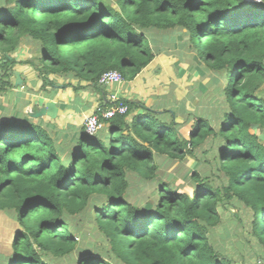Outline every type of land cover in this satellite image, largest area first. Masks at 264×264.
<instances>
[{"label":"trees","instance_id":"1","mask_svg":"<svg viewBox=\"0 0 264 264\" xmlns=\"http://www.w3.org/2000/svg\"><path fill=\"white\" fill-rule=\"evenodd\" d=\"M174 39L177 63L187 56V69L222 78L214 117L185 104L179 121L174 107L120 99L104 108L124 114L94 134L81 127L63 146L39 124L0 113V212L18 225L0 264H52L77 250L75 264H245L210 237L235 202L250 213L239 224L254 242L250 257L264 264V0H5L0 91L10 65L34 60L42 88L46 74L94 86L116 70L130 81ZM24 41L36 58H6ZM207 140L220 183L192 170L187 192L157 178L156 156L183 160ZM130 174L157 182L150 199L129 201ZM87 210L106 251L79 248L68 218Z\"/></svg>","mask_w":264,"mask_h":264},{"label":"rangeland","instance_id":"2","mask_svg":"<svg viewBox=\"0 0 264 264\" xmlns=\"http://www.w3.org/2000/svg\"><path fill=\"white\" fill-rule=\"evenodd\" d=\"M161 40L160 37L156 38ZM174 44V49L172 52L180 55V45L176 39L170 41ZM180 57V56H179ZM187 56L182 58L181 63L186 65ZM171 67V64L169 65ZM187 66V65H186ZM188 67V66H187ZM163 69V68H162ZM172 73H169L166 82L161 83L159 86L164 88L166 95L162 101H157L158 103H164L168 107L173 106L177 112L176 120H183V106L187 103L191 108L192 112L197 114L210 112L214 117V112L220 106L219 100H221L220 95L215 91V87L222 86V78L217 77V83H213L215 75L204 71V73L195 72L194 70H187L180 65H174L171 68ZM183 72V73H182ZM167 88H166V87ZM264 96V91L261 92ZM214 121V118H212ZM215 122V121H214ZM218 122L214 124L217 128ZM212 144L210 141H205L198 148L195 149L194 155L188 156L183 160H168L165 157L156 156L157 162V178L163 182L169 183L178 191H191V180L189 178L190 172L192 170H198L200 174H208L217 183L222 181V175L216 169L214 164L213 151H211ZM189 172L188 176L187 173ZM214 172L215 174H213ZM130 189L128 192V199L130 202L136 201L140 204L145 197L150 199L152 197V191L157 186L156 181H142L130 174ZM89 210L84 214L70 216L69 222L71 227L76 230V237L79 242L80 247H89L94 251H106L108 244L101 234L96 229V224L94 219H92ZM249 211L238 203L229 204L227 210L222 211L220 214V223L216 226L211 234V240L220 247L224 253L230 255L236 260L244 258L245 264H257L254 259L250 256V248L253 247L254 242H250L251 245L245 243V238L248 237L246 230L240 227L239 224H248L249 222ZM13 213L0 212V253H6L10 251V244L12 236L18 228L17 222L13 220ZM242 255V258H241ZM51 258V257H50ZM78 260V250L74 251L72 254L61 257L53 258L52 264H75ZM263 264V261L262 263Z\"/></svg>","mask_w":264,"mask_h":264},{"label":"crops","instance_id":"3","mask_svg":"<svg viewBox=\"0 0 264 264\" xmlns=\"http://www.w3.org/2000/svg\"><path fill=\"white\" fill-rule=\"evenodd\" d=\"M4 2L5 0H0V5ZM171 48L170 45L166 46L168 52L157 54L132 80L107 85L99 83L93 86L72 76L46 74L47 82L42 88L43 81L39 72L41 66L37 64V60H34V64L15 63L9 66L10 85L0 91V113L4 112L16 120L39 124L59 144L66 146L71 140L77 139L79 129L87 116L93 114L97 108H104L116 100L135 99L143 101L146 107L168 110L173 106L168 107L166 103L162 106V103L157 102L162 101L166 95L164 88L159 85L166 82L175 64L183 65L181 62L177 63L180 55L172 52L174 49ZM38 55L37 47L24 41L6 58H15L19 62ZM3 61L6 59L0 60V63ZM182 67L187 68L184 65ZM12 70L19 72L21 85H15ZM39 96H43L44 100L54 101L57 108L54 118L47 115L32 116L39 106L36 101Z\"/></svg>","mask_w":264,"mask_h":264},{"label":"built area","instance_id":"4","mask_svg":"<svg viewBox=\"0 0 264 264\" xmlns=\"http://www.w3.org/2000/svg\"><path fill=\"white\" fill-rule=\"evenodd\" d=\"M123 78L120 73L116 70H109L101 74L99 78L100 84H111V83H121ZM126 112V107L122 105L111 106L108 108H97V110L87 116L83 121V129L88 134H94L98 130L105 126V120L113 117L115 114H124Z\"/></svg>","mask_w":264,"mask_h":264},{"label":"water","instance_id":"5","mask_svg":"<svg viewBox=\"0 0 264 264\" xmlns=\"http://www.w3.org/2000/svg\"><path fill=\"white\" fill-rule=\"evenodd\" d=\"M12 73L15 78V85H21V77L18 71L12 70ZM37 103L39 104L37 110L33 112L32 116L34 117H41L43 115H47L51 118H54L57 112V108L55 106L54 101L52 100H44V97H38ZM36 103V102H35ZM141 110H138V113H140ZM260 138H264V135H260Z\"/></svg>","mask_w":264,"mask_h":264}]
</instances>
